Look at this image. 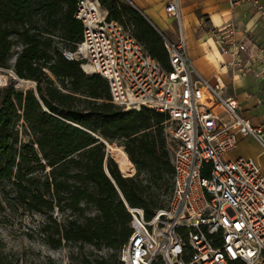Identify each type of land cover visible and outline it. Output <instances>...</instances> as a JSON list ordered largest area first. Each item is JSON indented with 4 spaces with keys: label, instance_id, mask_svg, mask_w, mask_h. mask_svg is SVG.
Segmentation results:
<instances>
[{
    "label": "trees",
    "instance_id": "trees-1",
    "mask_svg": "<svg viewBox=\"0 0 264 264\" xmlns=\"http://www.w3.org/2000/svg\"><path fill=\"white\" fill-rule=\"evenodd\" d=\"M100 1L108 18L131 27L169 67L162 34L139 9L125 0ZM78 2L0 0V68L36 82L28 89L14 81L0 87V211L38 214L33 232L55 248L74 241L120 251L133 230L127 203L142 206L150 217L172 191L167 115L147 106L123 109L111 101L102 75L86 73L79 60L65 57L63 48L74 49L83 34ZM20 118L28 140L17 126ZM92 132L123 145L136 173L124 176ZM91 254L81 249L75 264H122L117 253L114 260ZM0 264H18L1 245Z\"/></svg>",
    "mask_w": 264,
    "mask_h": 264
},
{
    "label": "built area",
    "instance_id": "built-area-1",
    "mask_svg": "<svg viewBox=\"0 0 264 264\" xmlns=\"http://www.w3.org/2000/svg\"><path fill=\"white\" fill-rule=\"evenodd\" d=\"M239 1H252L264 17L260 0H231ZM180 2L165 5L178 24L176 39L162 33L168 68L131 27L108 18L100 0H79L75 15L83 34L74 49L63 48L86 73L108 81L113 103L167 115L172 191L150 217L142 206L127 203L133 230L120 258L122 264H264V170L253 157L225 156L239 134L253 135L264 147V129L244 114L236 98L225 95L220 77L212 81L197 69ZM258 50L264 59V45Z\"/></svg>",
    "mask_w": 264,
    "mask_h": 264
},
{
    "label": "crops",
    "instance_id": "crops-1",
    "mask_svg": "<svg viewBox=\"0 0 264 264\" xmlns=\"http://www.w3.org/2000/svg\"><path fill=\"white\" fill-rule=\"evenodd\" d=\"M127 1L161 34L177 38V21L165 11L168 0ZM180 6L188 51L197 69L212 81L220 77L225 95L236 98L244 114L264 129V59L258 50L264 45V17L256 4L252 1L181 0ZM104 11L109 13L106 6ZM233 26L234 30L230 31ZM245 143H253L258 149L241 151ZM229 151L235 153L228 158L253 157L264 170V147L253 135L239 134L237 146Z\"/></svg>",
    "mask_w": 264,
    "mask_h": 264
},
{
    "label": "rangeland",
    "instance_id": "rangeland-1",
    "mask_svg": "<svg viewBox=\"0 0 264 264\" xmlns=\"http://www.w3.org/2000/svg\"><path fill=\"white\" fill-rule=\"evenodd\" d=\"M166 23H170V21L166 20ZM158 24L160 23L158 22ZM171 24L174 25V22L172 21ZM11 70L13 69L0 68V81L3 83L0 87L7 85L11 81H14L16 87L23 89L36 86L33 80L24 78L20 79L16 77L15 73ZM24 123L25 121L22 118L17 120V126L21 129L23 137L28 140L30 134L26 133ZM110 145L123 147V145H120L118 142H112ZM257 149V145L253 143H245L242 145L241 151ZM233 153L235 152L228 151L225 153V156H231ZM135 173L136 169L135 172L129 174V176L134 175ZM88 212L95 214L96 210L94 208H89ZM58 213L59 211L56 208L55 215ZM39 219L40 217L38 214L23 211L22 208L13 210L8 207L5 210L0 211V245L4 253L8 254L14 262H18V264H75L77 262L75 255H77L81 249L83 251L92 252L93 254H91V256L96 254L110 255L111 260H114L116 255L121 257V250L115 251L106 247L97 249L91 244H84L81 246L80 243L74 241H64V244L61 247L55 248L48 242L44 241L36 232H33V227L36 226ZM72 254H74V256Z\"/></svg>",
    "mask_w": 264,
    "mask_h": 264
},
{
    "label": "bare ground",
    "instance_id": "bare-ground-1",
    "mask_svg": "<svg viewBox=\"0 0 264 264\" xmlns=\"http://www.w3.org/2000/svg\"><path fill=\"white\" fill-rule=\"evenodd\" d=\"M110 151L124 174L129 175L135 172V165L130 160L123 147L118 145H110Z\"/></svg>",
    "mask_w": 264,
    "mask_h": 264
},
{
    "label": "water",
    "instance_id": "water-1",
    "mask_svg": "<svg viewBox=\"0 0 264 264\" xmlns=\"http://www.w3.org/2000/svg\"><path fill=\"white\" fill-rule=\"evenodd\" d=\"M14 73H15V75H16V77H18V78H20V79H23V78H21V77H19L17 74H16V72L15 71H13ZM36 84V83H35ZM93 134H95L97 137H99L101 140H103L105 143H106V159H107V157L110 155L111 157H113V155H112V153H111V151H110V148H109V142H108V140H106L105 138H103L102 136H100V135H98V134H96L95 132H92ZM114 158V157H113ZM116 161V160H115ZM117 162V161H116ZM120 168V167H119ZM106 170H107V172L109 173V175L111 176V174H110V172H109V170H108V167H107V165H106ZM121 170V169H120ZM122 171V170H121ZM122 174L124 175V176H129V175H125L124 174V172L122 171ZM112 177V176H111ZM112 179H113V181L116 183V181H115V179L112 177ZM117 184V183H116ZM120 190V189H119ZM120 192H121V190H120ZM121 194H122V192H121ZM123 195V194H122ZM124 197V196H123ZM125 199V198H124Z\"/></svg>",
    "mask_w": 264,
    "mask_h": 264
}]
</instances>
